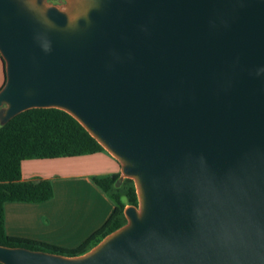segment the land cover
I'll return each mask as SVG.
<instances>
[{"label":"water","instance_id":"obj_1","mask_svg":"<svg viewBox=\"0 0 264 264\" xmlns=\"http://www.w3.org/2000/svg\"><path fill=\"white\" fill-rule=\"evenodd\" d=\"M0 125L75 118L137 204L87 252L1 264H264V0H0Z\"/></svg>","mask_w":264,"mask_h":264},{"label":"trees","instance_id":"obj_2","mask_svg":"<svg viewBox=\"0 0 264 264\" xmlns=\"http://www.w3.org/2000/svg\"><path fill=\"white\" fill-rule=\"evenodd\" d=\"M99 151L106 152L75 118L57 108L28 109L0 125V245L75 256L87 252L108 233L122 226L126 222L123 210L126 205L137 204V195L131 179H124L117 187L119 173H115L91 177L92 183L108 195L114 207L104 223L77 246L64 247L12 236L5 229V203H42L54 196L50 180H22V160L78 156Z\"/></svg>","mask_w":264,"mask_h":264},{"label":"crops","instance_id":"obj_3","mask_svg":"<svg viewBox=\"0 0 264 264\" xmlns=\"http://www.w3.org/2000/svg\"><path fill=\"white\" fill-rule=\"evenodd\" d=\"M3 82L0 59V88ZM119 169L118 162L104 151L22 160V180L48 179L57 190L56 180L59 179L64 198L57 206H54V196L42 203H5L7 234L64 247L77 246L104 223L114 207L108 195L92 183L91 177L119 173ZM60 171L62 175L56 173Z\"/></svg>","mask_w":264,"mask_h":264},{"label":"rangeland","instance_id":"obj_4","mask_svg":"<svg viewBox=\"0 0 264 264\" xmlns=\"http://www.w3.org/2000/svg\"><path fill=\"white\" fill-rule=\"evenodd\" d=\"M49 2H50V0H48ZM64 1V0H63ZM62 1V2H63ZM52 2V1H51ZM61 3V2H60ZM59 168V167H58ZM61 172H63V171H60V172H56L58 175H62V173ZM65 172V171H64ZM89 178V177H88ZM82 180V179H81ZM56 188H57V190H59V191H57L56 189L54 190V206H57L58 204H60L59 202H61V201H63V198H64V196H62V194H61V190H60V182L61 181H59V179L58 180H56ZM121 185V184H120ZM119 185V186H120Z\"/></svg>","mask_w":264,"mask_h":264},{"label":"flooded vegetation","instance_id":"obj_5","mask_svg":"<svg viewBox=\"0 0 264 264\" xmlns=\"http://www.w3.org/2000/svg\"><path fill=\"white\" fill-rule=\"evenodd\" d=\"M50 1H52V2H54V3H60V2H62L63 0H50Z\"/></svg>","mask_w":264,"mask_h":264}]
</instances>
